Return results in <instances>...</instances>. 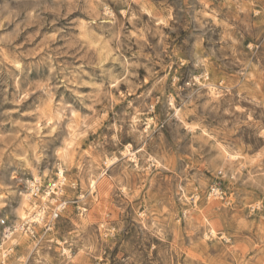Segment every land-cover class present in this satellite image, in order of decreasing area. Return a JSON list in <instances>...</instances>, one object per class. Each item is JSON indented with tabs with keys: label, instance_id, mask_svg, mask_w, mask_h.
I'll use <instances>...</instances> for the list:
<instances>
[{
	"label": "clouds",
	"instance_id": "clouds-1",
	"mask_svg": "<svg viewBox=\"0 0 264 264\" xmlns=\"http://www.w3.org/2000/svg\"><path fill=\"white\" fill-rule=\"evenodd\" d=\"M0 264H264V0H0Z\"/></svg>",
	"mask_w": 264,
	"mask_h": 264
}]
</instances>
